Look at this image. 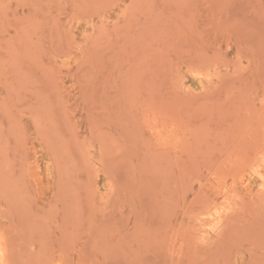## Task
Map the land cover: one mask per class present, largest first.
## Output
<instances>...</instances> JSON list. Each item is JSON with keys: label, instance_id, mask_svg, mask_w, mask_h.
Masks as SVG:
<instances>
[{"label": "rangeland", "instance_id": "obj_1", "mask_svg": "<svg viewBox=\"0 0 264 264\" xmlns=\"http://www.w3.org/2000/svg\"><path fill=\"white\" fill-rule=\"evenodd\" d=\"M257 172L264 0H0L10 264H264Z\"/></svg>", "mask_w": 264, "mask_h": 264}, {"label": "bare ground", "instance_id": "obj_2", "mask_svg": "<svg viewBox=\"0 0 264 264\" xmlns=\"http://www.w3.org/2000/svg\"><path fill=\"white\" fill-rule=\"evenodd\" d=\"M254 168V167H253ZM256 169V168H254ZM257 170V169H256ZM255 170V171H256ZM258 176L260 177V180L262 179V181L264 180V174L263 173H259L257 172ZM248 176V175H247ZM249 177V176H248ZM243 184V183H242ZM222 193V192H221ZM223 194V193H222ZM229 203V202H228ZM217 210V209H215ZM218 211V210H217ZM217 213V212H216ZM220 214V213H219ZM223 216V215H221ZM220 216V217H221ZM207 217V216H206ZM205 217V218H206ZM215 217V215L213 216ZM216 217H217V214H216ZM215 217V219H217ZM59 257H57V261L58 260H62V259H58ZM52 261L51 259L49 260V263L48 264H61L59 261ZM63 262H67V261H63ZM0 264H10V261H9V256H8V246H7V236L4 234V232H2L0 230Z\"/></svg>", "mask_w": 264, "mask_h": 264}]
</instances>
